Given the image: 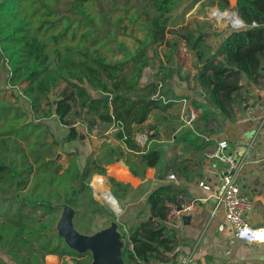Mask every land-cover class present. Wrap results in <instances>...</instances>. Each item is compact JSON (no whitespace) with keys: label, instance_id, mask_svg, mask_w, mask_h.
<instances>
[{"label":"trees","instance_id":"16d2710c","mask_svg":"<svg viewBox=\"0 0 264 264\" xmlns=\"http://www.w3.org/2000/svg\"><path fill=\"white\" fill-rule=\"evenodd\" d=\"M198 1L107 0L96 9L95 0H0V74L6 67L8 85L28 99L25 106L15 92L14 101L0 99V264H56L46 258L91 264L90 252L73 250L57 233L62 208L74 209L73 224L85 234L100 230L104 217L115 218L94 197L89 183L95 174L106 176L123 207L132 186L109 175L107 166L123 160L132 174L144 176L147 167L164 162L161 142L142 151L136 138L151 114L168 113L171 105L192 97L206 132H213V123L234 117L235 94L246 80L257 82L262 74L264 0H237L232 6L231 0L202 1L235 10L247 23H260L229 29L218 48L207 42L208 20L177 22ZM130 24L143 35L128 32ZM119 34L129 35L132 43ZM181 47L201 65L192 77L184 76L175 62ZM148 68H159L160 77L145 80ZM61 82L65 86L51 100ZM103 94H111V99ZM54 117L67 128L62 141L45 121ZM77 120L88 121L90 132L100 126L113 133L103 136L109 144L100 156L89 155L82 166L80 153L74 151L64 165L56 147L80 138ZM159 125L152 126L150 135L158 140ZM178 139L197 150L206 145L194 129ZM116 142L126 147L117 149ZM184 167L179 166L180 172ZM177 193L173 183L154 189L146 200L152 218L132 229L135 252L145 262L160 263L163 252L174 250L166 201ZM81 222L80 230L75 224ZM125 253L132 262L133 254Z\"/></svg>","mask_w":264,"mask_h":264},{"label":"crops","instance_id":"0c3cea01","mask_svg":"<svg viewBox=\"0 0 264 264\" xmlns=\"http://www.w3.org/2000/svg\"><path fill=\"white\" fill-rule=\"evenodd\" d=\"M236 4L237 0L234 5ZM261 72L257 82L246 80L244 87L236 93L238 95L235 94V115L231 120H227L234 125V139L230 138L224 128L219 136L199 128L197 132L202 136V141L205 140L206 145L198 150L188 149L186 153L176 149L177 146L173 144L166 145L164 162L158 167H147L144 170V176L132 174L123 160L114 161L107 166L109 175L132 186L125 200L127 205L125 210L123 209V219L131 230L145 220L143 218L145 213H148V217L150 216V205L146 203V200L149 194L161 185L173 183L178 189L175 197L181 194L197 201V204L192 206L191 211L186 214L191 216L189 220L182 218L176 225L166 224L175 237L172 242L174 250L162 253V264L168 262V264H177L172 259L179 251L192 252L198 264H264V244H250L236 239L232 230L224 224V207L212 194L217 187L218 175L211 173L208 176V182L212 185L210 192L198 186L203 176L206 153L216 145L219 139L227 138L231 151L236 156L244 158L239 174V184L241 192L247 194L252 201V208L246 212L245 216L253 225L264 224V66ZM78 129L80 133L84 131V129ZM112 133L113 130L102 131L101 128L97 132H94V129L89 131V136L98 138L99 142L94 140L93 146L90 144L88 148H85L86 146L80 148L82 166L89 155L98 157L105 152L109 142L103 136ZM149 134H153V131ZM80 138H84V135ZM149 138L150 144L162 141ZM65 144L69 145V143ZM117 144L115 148L118 149L122 143L117 142ZM117 144L115 143V146ZM69 147L72 148L71 144ZM122 147L125 148L126 145L123 144ZM148 148H143L142 151ZM180 165L187 167L186 170L180 172ZM218 167L223 168V166ZM169 173H175L177 180H168ZM102 176L106 180V176ZM97 178L102 179L101 176ZM108 187L110 188L109 185Z\"/></svg>","mask_w":264,"mask_h":264},{"label":"built area","instance_id":"2783aa9c","mask_svg":"<svg viewBox=\"0 0 264 264\" xmlns=\"http://www.w3.org/2000/svg\"><path fill=\"white\" fill-rule=\"evenodd\" d=\"M226 13L227 15L230 14V17H226ZM232 15L233 17H231ZM209 16L225 20L231 29H242L248 26L255 27L260 24L257 21L247 23L239 16L237 11L221 10L217 6L214 7ZM181 117L182 121L185 123L193 124L199 120L200 110L193 105H188L183 116ZM74 125L86 131H88L89 128L88 121L86 120H77ZM136 138L137 141L143 145V148H145L148 141V136L140 132L137 134ZM243 164L244 158L236 156V154L231 151L228 139L221 138L217 141L216 145L206 153V160L203 164V176L199 181L198 186L205 191L210 192L212 190V185H210L208 182V176L211 173H216L219 179L217 187L214 192H212V194L214 197H216L219 204L223 205L224 207V224L232 230L236 239L250 244H264V224L253 225L247 220L245 216L246 212L252 208V201L247 194L241 192L239 184V174ZM218 166H223V168ZM98 176H101L103 182L105 183L104 177L102 175H97V177ZM167 179L177 180V175L175 173H169L167 174ZM94 180L95 176L92 177L90 186L95 190V187L91 184ZM99 182L100 180L96 181L97 184H100ZM108 190L115 199L118 207H113L107 200L103 198H101V201H105L106 204H109L111 206V210L115 213V220L119 222L120 230L122 232L121 239L124 243L123 250L125 249L133 254L132 264H162V262L155 263L154 261H150L148 263L137 256L132 239L133 231L125 222L121 220L123 207L114 197L111 190ZM196 204L197 201L195 199L186 198L181 194L167 200V223L170 225H176L177 222L181 221L184 215L191 211L192 206ZM172 261L177 264H198V261L192 252L186 253L184 251L177 252Z\"/></svg>","mask_w":264,"mask_h":264},{"label":"rangeland","instance_id":"374dc122","mask_svg":"<svg viewBox=\"0 0 264 264\" xmlns=\"http://www.w3.org/2000/svg\"><path fill=\"white\" fill-rule=\"evenodd\" d=\"M203 1V0H202ZM202 1H198L194 4V6L192 7V9H190L187 13H185L184 15H182L181 17L179 16V23H186V22H197V21H207L208 20V24H207V29L209 30L211 36L210 38L207 39L208 44H210L211 46H214L215 48H218L223 40V37L225 35V33L231 29V27H229V25L226 23L225 20H221L219 18H215V17H210L209 14L210 12L214 9V7L216 6H205L203 5ZM236 0H231V6L235 4ZM190 2V0H184V4H188ZM107 4V0H95V8L99 9L103 6H106ZM182 7L174 12V14H178L181 12ZM232 9H228L226 11H230ZM126 22V21H125ZM224 22V23H223ZM133 25H129L128 28V32H134L135 34H137V36H142L143 33L139 32L137 30V28H132ZM119 38H124L128 43H132V38L129 37V35H125L123 36L122 34H119ZM219 49H217L216 51H218ZM160 51L162 52V49L160 48ZM221 58V55L218 54L217 55V59ZM176 64L181 65V72L184 76L188 75L190 77H192L193 75H195L198 70L200 69L199 66L201 65H197L195 56L192 52H188L186 50V47H181L178 50L177 53V57L175 60ZM200 64V63H198ZM159 68H148L145 71V80H152L160 76L157 75ZM1 84H0V99H4V98H9L11 101H14L15 98L13 97V93H17L19 94V103L23 106L27 105L28 103V99L23 96L20 91L18 89L14 90L12 87H10L8 85V77H7V68L3 67L1 69ZM191 86L195 85V82L193 80H191L190 82ZM65 86L64 82H61V84L55 88L51 94H50V99L54 100L58 97L59 92L63 89V87ZM203 90H206L205 88H202ZM89 91L95 96L97 93L95 90L89 88ZM238 94H236L237 96ZM188 105H193V98H187L185 100L181 99L179 100L177 103L173 104L170 106L169 112L168 113H161L160 111H154L151 116L149 117L148 121L144 124V130L141 132L145 135L148 136V141L146 144V147H149L150 144V131H153L154 133V129L151 130L152 126H154L157 123H160V135H161V145H162V150L166 153V145L173 144L175 146H177L176 149H181L182 151H184L185 153L187 152L188 149H192L193 147H185L184 143L179 141L178 136L185 130L188 129H194V130H198L200 129H204V124L201 120L193 123V124H187L184 121H182V117L187 106ZM49 125H50V129L53 132V134L59 138L61 141L63 140V137L67 134V128L65 126H63L55 117L54 118H49L45 120ZM210 129L213 130V132L216 135H221V132L223 131V128L228 132V134L230 135L231 139L235 138V128L234 125H231L228 121H226L223 124H219V123H213L210 127ZM100 131V126H96L94 128V132ZM81 134L84 135V138H79L78 140H75L74 142H70L69 145L65 144L64 142H62V144H60L58 147H56V150L58 151V157H59V161L61 163H63L64 165H66L68 163V159L69 157H71V153L76 151L78 153H80L81 155V149L82 147L88 148L90 146V144H93V141L95 140L96 142L98 141V138H91L89 136V130L86 131L84 130L83 132L81 131ZM51 140V139H50ZM216 139H214L215 141ZM70 144L72 146V148L70 149ZM117 144V142H116ZM79 146V147H78ZM118 144L115 146L117 147ZM82 157V156H81ZM105 180V178H104ZM100 183H104L102 179H100ZM105 184L107 186L108 189H110L106 183L105 180ZM90 185V183H89ZM92 188V187H91ZM93 190V188H92ZM93 195L94 197L102 204L106 205L105 201H101V197L99 196V193L94 192L93 191ZM128 197V196H127ZM127 199V198H126ZM126 199H124L123 201V207L125 210V205L126 204ZM130 201V200H129ZM123 210V212H124ZM69 211V210H67ZM66 209L63 207L60 217L65 213L64 216H66ZM64 212V213H63ZM64 216L62 217L61 221L65 220ZM59 217V218H60ZM123 217V213L122 216ZM148 217V213H145V215L143 216L144 219H146ZM115 219V218H114ZM113 217L110 215L109 217H104L103 221H100V226L102 228L108 227L110 224H113L114 221ZM83 224V222L75 224L76 227L78 229H82L81 225ZM126 252V250H123V257L124 260L126 261L127 264H132L131 261L127 260L124 256V253ZM125 255L127 256V254L125 253ZM48 263H56V264H63L64 262L59 260L56 262H50L48 261V259L46 258ZM66 262L65 264H71V260L69 258L65 259Z\"/></svg>","mask_w":264,"mask_h":264},{"label":"water","instance_id":"95a60500","mask_svg":"<svg viewBox=\"0 0 264 264\" xmlns=\"http://www.w3.org/2000/svg\"><path fill=\"white\" fill-rule=\"evenodd\" d=\"M104 99L110 100L111 94H103ZM82 137V135H81ZM94 192H96L93 189ZM69 211L59 218L56 230L63 236L67 246L73 250L84 253L90 252L92 256L91 264H127L123 257V240L119 222L115 219L113 224L108 227L101 228L93 234H85L79 232L73 224L74 209L69 205H64ZM108 210L111 209L106 204ZM64 216L65 220L61 221ZM190 215H184V219L189 220Z\"/></svg>","mask_w":264,"mask_h":264},{"label":"bare ground","instance_id":"6f19581e","mask_svg":"<svg viewBox=\"0 0 264 264\" xmlns=\"http://www.w3.org/2000/svg\"><path fill=\"white\" fill-rule=\"evenodd\" d=\"M230 17V14L227 15L226 13V17ZM233 17V15L231 16ZM224 23V22H223ZM97 180H100V178H97L95 179L91 184L92 186L95 187V191L97 193H99V196L105 200H107L109 202V204H111L113 207L117 208V203L115 201V199L113 198V196L110 194L108 188L106 187V184L105 183H100V184H97L96 181Z\"/></svg>","mask_w":264,"mask_h":264}]
</instances>
